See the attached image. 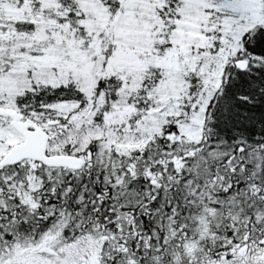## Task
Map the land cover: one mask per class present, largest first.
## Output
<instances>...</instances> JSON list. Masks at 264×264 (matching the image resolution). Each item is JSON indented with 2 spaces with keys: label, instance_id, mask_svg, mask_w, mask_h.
<instances>
[{
  "label": "snow or ice",
  "instance_id": "obj_1",
  "mask_svg": "<svg viewBox=\"0 0 264 264\" xmlns=\"http://www.w3.org/2000/svg\"><path fill=\"white\" fill-rule=\"evenodd\" d=\"M0 264H264V0H0Z\"/></svg>",
  "mask_w": 264,
  "mask_h": 264
}]
</instances>
